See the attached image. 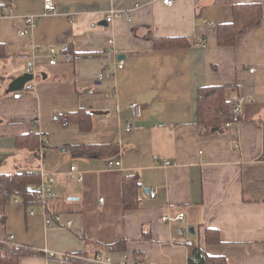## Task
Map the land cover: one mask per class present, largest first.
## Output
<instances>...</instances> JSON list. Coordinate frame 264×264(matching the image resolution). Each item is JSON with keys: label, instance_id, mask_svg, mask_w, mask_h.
I'll use <instances>...</instances> for the list:
<instances>
[{"label": "crops", "instance_id": "crops-1", "mask_svg": "<svg viewBox=\"0 0 264 264\" xmlns=\"http://www.w3.org/2000/svg\"><path fill=\"white\" fill-rule=\"evenodd\" d=\"M53 1L56 13L22 36L24 16L42 12L44 0H0V173L54 175L56 194L45 204L14 197L0 206V255L14 252V235L28 248L17 264H62L66 253L73 259L65 264H90L96 246L113 264H191L195 246L229 264H264V0ZM242 3L262 4L261 23L235 44L220 45L218 25L232 22ZM113 8L131 17L108 22ZM165 37H187L192 45L157 48ZM110 39L115 57L106 54ZM104 71L114 75L98 78ZM22 76L34 88L11 87ZM212 85L246 102L240 121L206 133L197 123L198 92ZM131 102L142 114L128 133ZM80 109L92 113L88 131L58 117ZM29 133L39 134L38 151L18 146V136ZM89 144L110 152L80 148ZM110 159L121 166L110 167ZM132 174L140 177L141 201L128 209L122 179ZM179 212L184 221L162 219ZM57 214L61 219L48 224ZM207 230L220 239L208 242ZM119 241L124 250L109 249Z\"/></svg>", "mask_w": 264, "mask_h": 264}, {"label": "trees", "instance_id": "trees-1", "mask_svg": "<svg viewBox=\"0 0 264 264\" xmlns=\"http://www.w3.org/2000/svg\"><path fill=\"white\" fill-rule=\"evenodd\" d=\"M263 18V6L260 3H246L234 5V19L230 23L218 25V39L220 45H233L239 35L245 33L249 28L257 26ZM192 42L187 37H165L157 38L155 46L157 48L187 47ZM4 45L0 44V51ZM3 54H0L2 57ZM234 100L228 95L227 87L223 85L204 86L198 92L197 123L207 132L223 130L228 121H240L241 114L234 112ZM64 122L74 123L82 131H88L92 127V113L84 109L74 112H67L58 116ZM18 146L28 147L32 151H38L41 140L38 133H29L18 136ZM86 153L108 154V145H82L80 147ZM264 157V155H263ZM42 182V177L38 172L29 171L27 173L15 171L10 173H0V206H4L12 201L14 197L20 198L27 206L40 203L38 195L33 190V186ZM140 177L138 174L126 175L122 179V192L125 206L128 209L137 208L140 205L139 189ZM214 231V232H213ZM217 230H207L206 239L212 243L218 241ZM120 251L125 249V242L119 241L114 246ZM19 253L6 252L0 255V264H17ZM190 263L197 261L199 264H229L226 257L219 255H209L198 246L192 249Z\"/></svg>", "mask_w": 264, "mask_h": 264}, {"label": "built area", "instance_id": "built-area-1", "mask_svg": "<svg viewBox=\"0 0 264 264\" xmlns=\"http://www.w3.org/2000/svg\"><path fill=\"white\" fill-rule=\"evenodd\" d=\"M163 2L165 4L172 5L174 3V0H163ZM53 13H56V5L54 4V1L53 0H44V6H43L42 12L34 13V14H27L24 16V22L26 24V27L21 28L19 30L20 35H22V36L31 35L34 28L38 25L40 20H42L43 17H45L49 14H53ZM3 16H6V13H3L2 11H0V18ZM115 17H125V18L129 19L131 17V13L128 10L126 11V10H122L119 8H113L112 10H110V12L107 16V21L110 22ZM57 54H58L57 49L52 48L50 51V57H51L50 63L54 64L58 61ZM106 54L108 56H112V57H115V55H116L115 45H114L113 39H110L108 42ZM62 55L64 56L65 60H67V61H73L75 59V56L69 51L64 52ZM116 67H117V69L123 68L124 67V61L121 60L120 63ZM253 70H254V68H251V71H253ZM27 73L35 76L36 75L35 67L34 66L28 67ZM113 75H114V72H112V71H104L98 75V78L101 79L104 77H112ZM32 88H34L32 84L24 85V89L29 90ZM21 95H22V93L20 91H18L17 93L14 94V97L19 98ZM232 99L234 100V103H235V106H234L235 114H237V115L242 114L243 109H244V104L246 102L245 97H243L242 95L235 94L232 96ZM129 107L133 110V119L130 122H128L127 126L125 127V132L131 133L135 127V123H136L137 119L142 114V107H141V104L138 102H131L129 104ZM233 124H234V121H228L225 123L226 126H232ZM108 164L110 167H120L121 161L110 159L108 161ZM170 164H172V161H170V160H164L163 161V165H165V166L170 165ZM75 172H76V166H72L71 171L69 172L70 173L69 175H73V173H75ZM77 178L79 180L83 179L82 175H79ZM54 182H55L54 175L50 174V175H47L46 178L44 177V179H42V182L33 186V190L38 195V198H39L41 204H45L48 199L55 198L56 194L53 190ZM152 196H155V192L152 193ZM34 212H35L34 210H31V213H34ZM185 217H186L185 212H179L175 216H171L169 214H166L162 217V219L164 221H172V220L184 221ZM55 219L60 220L61 216L59 214L54 215V216H50L47 218V223L51 224V223H53V221ZM67 225H72V221H68ZM14 240H15V236L11 235L9 237V241L13 242L12 248L14 251L22 252L23 250H28V248H25L23 245L15 243ZM185 244L192 245L193 242L190 239H188L185 241ZM109 249L115 250V248L113 246H110ZM45 253L48 254L49 257L55 256L54 252H49L48 250H46ZM93 253H94L93 259L91 260L90 264H113L112 258L110 256H108L106 253H104V251L102 250V248L100 246H96L94 248ZM72 259H73V255L66 253L63 255L61 262H62V264H65ZM136 264H146V263L138 262Z\"/></svg>", "mask_w": 264, "mask_h": 264}, {"label": "water", "instance_id": "water-1", "mask_svg": "<svg viewBox=\"0 0 264 264\" xmlns=\"http://www.w3.org/2000/svg\"><path fill=\"white\" fill-rule=\"evenodd\" d=\"M27 79L31 78V76L27 75ZM22 82V83H21ZM26 82L25 80V76H22L21 78L16 79L13 83L11 87H14L15 85H18L19 87L23 88L24 87V83Z\"/></svg>", "mask_w": 264, "mask_h": 264}]
</instances>
